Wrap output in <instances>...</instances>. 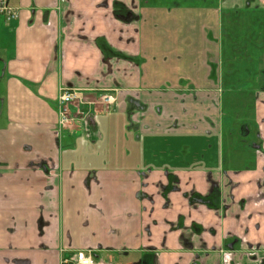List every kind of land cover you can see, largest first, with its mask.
I'll use <instances>...</instances> for the list:
<instances>
[{"label": "crops", "instance_id": "obj_1", "mask_svg": "<svg viewBox=\"0 0 264 264\" xmlns=\"http://www.w3.org/2000/svg\"><path fill=\"white\" fill-rule=\"evenodd\" d=\"M199 2L9 0L19 15L0 16V264L86 249L112 264H264V93L254 141L243 120L226 138L224 10ZM61 86L76 96L71 126ZM176 135L186 146L160 154ZM137 146L155 153L135 158ZM135 194L142 206L121 222L131 206L102 204ZM211 194L217 207L190 201ZM117 221L122 239L109 235Z\"/></svg>", "mask_w": 264, "mask_h": 264}, {"label": "rangeland", "instance_id": "obj_2", "mask_svg": "<svg viewBox=\"0 0 264 264\" xmlns=\"http://www.w3.org/2000/svg\"><path fill=\"white\" fill-rule=\"evenodd\" d=\"M162 1L163 4L172 5L173 2L177 0ZM208 2L209 5L217 8L222 7V10H224L220 40L222 49V64L220 68L222 90L220 88V91L224 92L222 94L221 102H224L222 106L223 117L226 122L225 128L228 130L229 126L232 127L229 131L226 130L227 133L225 136L233 141L239 139L238 135H240V132L236 133L235 130L237 125L243 120L244 122H247L251 128L250 135L245 138L244 142L245 144H249L250 141H254L255 131L258 129L255 117V113L258 110V94L264 93V2L261 0H200L199 5L206 6L208 5ZM3 73L4 71L2 69L1 75H3ZM169 85L174 84L168 82L164 84V87H168ZM62 87L63 86L60 87V95ZM180 87L191 91L194 89L195 84L180 82ZM2 95L3 85L1 84L0 97H2ZM107 98L108 97H104L102 99L104 106L113 105L114 102ZM58 102L60 111L59 99ZM75 102L76 101L69 104L66 118L63 120V123L61 122L62 117L60 115V124L63 126H71L74 123L76 112L78 113V111L74 109L72 110V107L76 104ZM236 120L239 122L236 123ZM211 124L215 123L211 122ZM227 124L228 127L226 126ZM181 127H183V124L178 123V128ZM163 140L160 154L167 156L168 153L165 152L164 149L171 144L169 141H173L174 145L177 144L176 146L182 145V143L186 146L185 142L188 139L187 137L176 135V137L171 140L166 138ZM251 146L254 145L252 144ZM135 148L136 150L131 154L135 158H146L145 156L148 154L151 153L154 155L155 153L154 148L152 147L146 148L147 151L140 146ZM183 150L185 151L186 148L177 151V153H174L173 151H170L169 153L180 155ZM141 195L139 196L138 194H135L128 201H126L125 196L122 195L117 196L113 201L109 202L103 198L102 204L103 206H108V204L109 206H131L130 210L119 214L118 218L121 222L123 219H128L137 213L138 206H142ZM53 198L57 199L56 196H53ZM117 222L118 227L109 228V235L115 234L116 238L120 237V239H122L124 237L123 234L126 232L125 224L119 225V221ZM133 232L134 229H132L129 234H132ZM49 234L52 236L51 232H49ZM52 241L53 240L51 239V244H54ZM111 243H115L118 247H123L124 245L123 242L119 240L117 241L116 239L115 242L111 241ZM93 251L97 252L95 250ZM51 254L55 253L52 252ZM100 260L102 264H112L111 261L104 260V258L103 260ZM96 261H98V263L100 262L97 259L95 262Z\"/></svg>", "mask_w": 264, "mask_h": 264}, {"label": "built area", "instance_id": "obj_3", "mask_svg": "<svg viewBox=\"0 0 264 264\" xmlns=\"http://www.w3.org/2000/svg\"><path fill=\"white\" fill-rule=\"evenodd\" d=\"M0 16H2L6 21H12L18 17L17 9L12 6L8 0H0ZM108 97V96H103ZM60 100V115L62 117L61 122L66 118V112L68 111V106L70 103L76 101V96L72 90L66 86L61 88ZM59 104V102H58ZM84 249V248H82ZM100 261V260H99ZM60 264H102L101 261L94 263L93 256L90 250H77L70 256L66 255V258H61Z\"/></svg>", "mask_w": 264, "mask_h": 264}, {"label": "trees", "instance_id": "obj_4", "mask_svg": "<svg viewBox=\"0 0 264 264\" xmlns=\"http://www.w3.org/2000/svg\"><path fill=\"white\" fill-rule=\"evenodd\" d=\"M214 196H215L214 194L208 195L206 197H201V196H198V195H193V196H190V201L191 202L202 201V202L208 203L212 207H217V206H214V204H212V202H211V200H212V198Z\"/></svg>", "mask_w": 264, "mask_h": 264}, {"label": "bare ground", "instance_id": "obj_5", "mask_svg": "<svg viewBox=\"0 0 264 264\" xmlns=\"http://www.w3.org/2000/svg\"><path fill=\"white\" fill-rule=\"evenodd\" d=\"M9 1V0H8ZM18 11V10H17ZM19 15V14H18ZM9 22V21H8ZM107 99H109L110 101H112L113 102V99L111 98V97H108ZM80 251V250H79ZM90 253L92 254V256H93V261H94V263H95V260L97 259V260H100V259H102L100 256H98L95 252H93V251H91L90 250ZM66 258V257H65ZM101 261V260H100Z\"/></svg>", "mask_w": 264, "mask_h": 264}, {"label": "flooded vegetation", "instance_id": "obj_6", "mask_svg": "<svg viewBox=\"0 0 264 264\" xmlns=\"http://www.w3.org/2000/svg\"><path fill=\"white\" fill-rule=\"evenodd\" d=\"M246 123H247V122H246ZM246 125H247V124H243V125H242V131H241V132L243 133V135H247V134H248V133L245 131ZM261 128H262V127H261ZM244 133H245V134H244ZM260 133H261V132H260Z\"/></svg>", "mask_w": 264, "mask_h": 264}]
</instances>
